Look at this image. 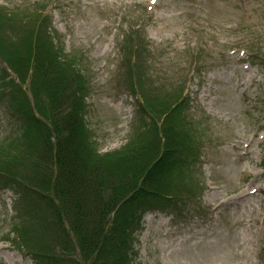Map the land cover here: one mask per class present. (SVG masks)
I'll list each match as a JSON object with an SVG mask.
<instances>
[{"label":"rangeland","instance_id":"rangeland-1","mask_svg":"<svg viewBox=\"0 0 264 264\" xmlns=\"http://www.w3.org/2000/svg\"><path fill=\"white\" fill-rule=\"evenodd\" d=\"M0 6L32 13L37 6L47 8L53 43L67 56L78 55L88 73L85 120L101 152L119 149L143 122L138 94L145 88L130 87L124 36L136 35L138 49L132 51L140 54L134 64L147 88L186 85L187 114L200 141L190 175L201 193L195 197L194 186L195 199H187L181 211L155 205L144 215L135 264H264V69L252 65L244 50L231 48L242 34L252 35L241 31L240 23L257 13L248 27L258 30L264 47L262 4L245 16L250 6L241 0H0ZM30 30L19 25L9 39L23 49ZM3 66L0 55V76ZM31 75L30 69L22 87L28 91ZM19 93L18 88L0 92V143L23 130L12 108ZM249 189L255 196L243 206L241 195ZM20 191L0 176V264H37L12 244L10 232L21 221Z\"/></svg>","mask_w":264,"mask_h":264},{"label":"trees","instance_id":"trees-1","mask_svg":"<svg viewBox=\"0 0 264 264\" xmlns=\"http://www.w3.org/2000/svg\"><path fill=\"white\" fill-rule=\"evenodd\" d=\"M241 4L250 6L242 12L245 16L264 6V0ZM4 8L0 6V55L18 81L4 70L0 92L20 90L12 108L23 122L18 137L0 143V176L21 190V221L11 232L17 235L15 244L37 264H135L136 233L144 215L155 205L181 211L192 200L194 186L195 197L201 193L190 175L200 141L199 128L188 115L186 85L154 92L147 88L140 65L134 64L140 54L132 51L138 49L136 35L124 36L130 87L145 88L136 93L143 122L119 149L101 152L85 120L88 73L78 55L67 56L53 43L47 8L37 6L36 13ZM256 15L240 23L241 31L252 35L242 34L231 48L244 50L253 65L264 69L262 38L254 26L248 27ZM19 25L31 28L23 36V49L9 39V31ZM30 69L28 91L22 87Z\"/></svg>","mask_w":264,"mask_h":264},{"label":"bare ground","instance_id":"bare-ground-1","mask_svg":"<svg viewBox=\"0 0 264 264\" xmlns=\"http://www.w3.org/2000/svg\"><path fill=\"white\" fill-rule=\"evenodd\" d=\"M248 191H249L248 193H244V195H241V199L244 200V202H242L243 206H245V205L248 206L249 204H247V203L249 202V198L251 196H253V197L255 196L254 190L249 189ZM246 192H247V190H246ZM244 196H246V198ZM166 238H167V236H166Z\"/></svg>","mask_w":264,"mask_h":264}]
</instances>
